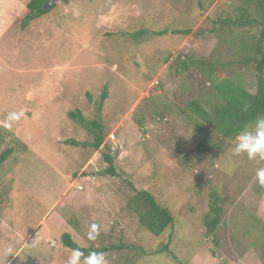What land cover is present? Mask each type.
Masks as SVG:
<instances>
[{
    "label": "rangeland",
    "instance_id": "374dc122",
    "mask_svg": "<svg viewBox=\"0 0 264 264\" xmlns=\"http://www.w3.org/2000/svg\"><path fill=\"white\" fill-rule=\"evenodd\" d=\"M241 1L54 0L24 24L28 0H0V153L12 148L0 166V264H67L64 232L84 247L141 246L146 253L133 264H264V186L255 179L264 160L234 156L235 138L191 113L189 102H203L209 87L180 60L212 62L253 91V70L227 62L255 31H212ZM186 28L187 35L171 33ZM76 109L102 126L115 175L105 172L101 149L65 143L92 140L70 117ZM140 189L173 214L158 236L127 207ZM211 193L223 210L214 239L203 223ZM163 244L171 252H159ZM127 253L104 254L108 264H126Z\"/></svg>",
    "mask_w": 264,
    "mask_h": 264
},
{
    "label": "trees",
    "instance_id": "16d2710c",
    "mask_svg": "<svg viewBox=\"0 0 264 264\" xmlns=\"http://www.w3.org/2000/svg\"><path fill=\"white\" fill-rule=\"evenodd\" d=\"M46 0H28L26 6L28 12L23 18L26 24L29 20L45 14L48 9L45 8ZM66 4L70 0H60ZM55 3L50 9L55 7ZM212 31L221 28L251 29L255 31L252 40L242 42L243 53L236 59L227 62L230 65L247 67L255 73L253 91H250L236 77L225 76L222 69L212 62L199 58H190L185 56L181 58L182 69H187L188 62H192L206 79L209 87L208 98L202 101L193 100L188 104L191 113L206 124L209 128L219 134L222 138L233 140L238 131L245 125L251 123L258 114H264V0H242L241 5L237 7L235 17H226L213 22ZM145 30L132 33L135 39L144 34ZM165 32V31H163ZM161 33V32H160ZM173 34L187 35L190 29H174ZM176 57H178L176 55ZM221 67L224 64H220ZM107 88L104 86L99 95L96 108L100 112L104 100L107 98ZM248 105V110L244 111V105ZM70 117L92 134L91 141H77L68 139L66 144L75 147H91L95 151L101 149V157L107 164L106 173L115 175L113 157L105 151V134L102 126L96 120H87L79 110L70 112ZM207 141L202 139L199 148L203 149ZM12 152L8 147L0 153V166ZM220 197L214 193L210 194L209 211L203 218L205 231L214 239L215 231L221 222L222 207L219 204ZM127 207L135 212L138 223L152 235L158 236L167 228H171L174 217L170 209L161 205L150 191L146 189L134 190L133 195L127 201ZM1 223V221H0ZM61 244L70 249H80L83 253L81 261L91 252L107 251H128L124 260L126 264H133L138 257L145 254L146 251L141 246L120 241L119 243H110L101 246H79L70 236L64 232L60 236ZM159 252H171L168 244H163ZM172 258L177 260L176 256L170 253ZM178 264H182L178 262Z\"/></svg>",
    "mask_w": 264,
    "mask_h": 264
},
{
    "label": "clouds",
    "instance_id": "9594fccd",
    "mask_svg": "<svg viewBox=\"0 0 264 264\" xmlns=\"http://www.w3.org/2000/svg\"><path fill=\"white\" fill-rule=\"evenodd\" d=\"M244 111L248 110V105H244ZM17 118L16 113H11L8 117L9 121ZM5 127H11L10 123H6ZM234 156L246 155L249 159L264 160V114H258L254 120L245 125L235 136L234 146L232 148ZM255 179L260 186H264V166L255 170ZM99 231L96 225H93L88 233L89 239H96ZM8 254H12V249L7 250ZM83 253L80 249H73L67 264H81ZM85 264H108L106 256L102 252H91L85 258Z\"/></svg>",
    "mask_w": 264,
    "mask_h": 264
},
{
    "label": "water",
    "instance_id": "95a60500",
    "mask_svg": "<svg viewBox=\"0 0 264 264\" xmlns=\"http://www.w3.org/2000/svg\"><path fill=\"white\" fill-rule=\"evenodd\" d=\"M53 2H54V0H48L47 4H45V7H50Z\"/></svg>",
    "mask_w": 264,
    "mask_h": 264
},
{
    "label": "crops",
    "instance_id": "0c3cea01",
    "mask_svg": "<svg viewBox=\"0 0 264 264\" xmlns=\"http://www.w3.org/2000/svg\"><path fill=\"white\" fill-rule=\"evenodd\" d=\"M5 1L9 2V0H5ZM11 19H12V18H11ZM0 21H1V20H0ZM5 30H6V29H5ZM0 125H1V122H0ZM3 133H4V131L0 128V135L3 134ZM0 221H1V220H0ZM1 223H2V221H1ZM1 223H0V224H1Z\"/></svg>",
    "mask_w": 264,
    "mask_h": 264
}]
</instances>
